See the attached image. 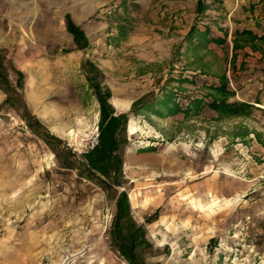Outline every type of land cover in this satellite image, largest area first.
<instances>
[{
	"label": "rangeland",
	"instance_id": "374dc122",
	"mask_svg": "<svg viewBox=\"0 0 264 264\" xmlns=\"http://www.w3.org/2000/svg\"><path fill=\"white\" fill-rule=\"evenodd\" d=\"M237 1L263 2L264 51V0H0V264H264V106L231 97L227 44L260 14ZM99 90L128 114L113 161L88 155Z\"/></svg>",
	"mask_w": 264,
	"mask_h": 264
},
{
	"label": "crops",
	"instance_id": "0c3cea01",
	"mask_svg": "<svg viewBox=\"0 0 264 264\" xmlns=\"http://www.w3.org/2000/svg\"><path fill=\"white\" fill-rule=\"evenodd\" d=\"M257 4H247L245 1H237L232 4L230 12L237 16H246L249 21H260L259 29L252 25L237 27L234 38H227L230 47L228 60L230 63L231 75H233L234 88L232 89L233 100L247 101L264 106V51H263V2L261 1L260 10ZM262 10V11H261ZM260 14V18L255 21L252 13ZM261 11V12H260ZM249 15V17L247 16ZM240 20H237V22ZM250 22V21H249ZM251 22L250 24H252ZM214 32V31H213ZM241 38L242 35H245ZM248 34V35H247ZM241 35V36H239ZM213 36L219 37L213 33ZM220 38V37H219ZM217 38V42L220 40ZM230 74V72H229ZM243 77V80H239Z\"/></svg>",
	"mask_w": 264,
	"mask_h": 264
},
{
	"label": "trees",
	"instance_id": "16d2710c",
	"mask_svg": "<svg viewBox=\"0 0 264 264\" xmlns=\"http://www.w3.org/2000/svg\"><path fill=\"white\" fill-rule=\"evenodd\" d=\"M68 28H71V30L75 34V37L76 34H83L81 28L76 26L73 22L68 21ZM98 93L101 104V136L99 138V144L95 145L93 149L89 150L88 155L91 156V161L92 156L95 157L93 162H95L96 159L102 158L110 159L113 161V158H115L116 154L115 151L118 148V134L123 130L122 127H120V123L126 122L128 114H115L114 107L110 103H108L106 97L102 94V92L99 90ZM127 201L128 200L126 199V194L124 193L118 201V208L120 213L117 214V220L122 215H124V211H129V203ZM130 262L138 264L133 258H130Z\"/></svg>",
	"mask_w": 264,
	"mask_h": 264
},
{
	"label": "built area",
	"instance_id": "2783aa9c",
	"mask_svg": "<svg viewBox=\"0 0 264 264\" xmlns=\"http://www.w3.org/2000/svg\"><path fill=\"white\" fill-rule=\"evenodd\" d=\"M98 142V137L96 138L95 142H93V146Z\"/></svg>",
	"mask_w": 264,
	"mask_h": 264
}]
</instances>
